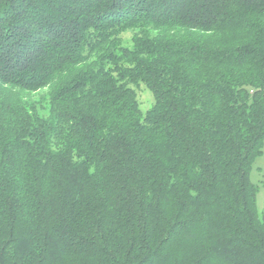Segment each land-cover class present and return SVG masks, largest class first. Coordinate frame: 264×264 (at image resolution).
<instances>
[{"label":"trees","instance_id":"obj_1","mask_svg":"<svg viewBox=\"0 0 264 264\" xmlns=\"http://www.w3.org/2000/svg\"><path fill=\"white\" fill-rule=\"evenodd\" d=\"M263 139L264 0H0V264H264Z\"/></svg>","mask_w":264,"mask_h":264},{"label":"rangeland","instance_id":"obj_2","mask_svg":"<svg viewBox=\"0 0 264 264\" xmlns=\"http://www.w3.org/2000/svg\"><path fill=\"white\" fill-rule=\"evenodd\" d=\"M130 35H126L128 40ZM140 109L144 112L152 104V96L149 90L142 89L140 93ZM261 154L254 158L249 172V179L253 185L256 186L255 204L257 212L262 214L264 212V139L262 141Z\"/></svg>","mask_w":264,"mask_h":264}]
</instances>
